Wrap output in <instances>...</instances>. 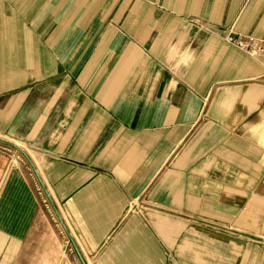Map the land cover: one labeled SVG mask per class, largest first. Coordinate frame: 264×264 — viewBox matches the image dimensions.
I'll return each mask as SVG.
<instances>
[{"label":"crops","instance_id":"1","mask_svg":"<svg viewBox=\"0 0 264 264\" xmlns=\"http://www.w3.org/2000/svg\"><path fill=\"white\" fill-rule=\"evenodd\" d=\"M229 28L264 0H0V264H264V54Z\"/></svg>","mask_w":264,"mask_h":264},{"label":"built area","instance_id":"2","mask_svg":"<svg viewBox=\"0 0 264 264\" xmlns=\"http://www.w3.org/2000/svg\"><path fill=\"white\" fill-rule=\"evenodd\" d=\"M223 38L227 43L251 56L258 57L264 54V34L261 36L240 35L229 28L224 32ZM39 193H42L41 189H39Z\"/></svg>","mask_w":264,"mask_h":264},{"label":"rangeland","instance_id":"3","mask_svg":"<svg viewBox=\"0 0 264 264\" xmlns=\"http://www.w3.org/2000/svg\"><path fill=\"white\" fill-rule=\"evenodd\" d=\"M187 21L192 25H209L208 21L199 17H190Z\"/></svg>","mask_w":264,"mask_h":264},{"label":"water","instance_id":"4","mask_svg":"<svg viewBox=\"0 0 264 264\" xmlns=\"http://www.w3.org/2000/svg\"><path fill=\"white\" fill-rule=\"evenodd\" d=\"M0 143L9 145V146H11V147H13L15 149H18L19 151L22 152V149L19 146H17L15 143L11 142V141H8L6 139L0 138Z\"/></svg>","mask_w":264,"mask_h":264}]
</instances>
